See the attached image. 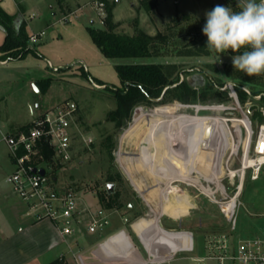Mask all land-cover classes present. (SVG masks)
Here are the masks:
<instances>
[{"label":"rangeland","instance_id":"1","mask_svg":"<svg viewBox=\"0 0 264 264\" xmlns=\"http://www.w3.org/2000/svg\"><path fill=\"white\" fill-rule=\"evenodd\" d=\"M238 2L239 0H150L147 5L153 4L155 7L146 11L141 0H109V3L116 7L113 9L114 19L121 22L117 29L119 32L133 33V20L139 18L140 27L148 33L169 34V43L161 46V55L108 58L93 42L89 33V27L104 28L102 18L105 16V7L102 14L96 6V0H66L65 3L70 5V8L66 7L64 12L60 11V6L53 0H24L29 31L43 33L38 41L30 42L29 46L34 51L28 52L17 62L16 67L9 68L11 64L9 67H0V79H4L3 83H0V120L10 116L22 122L21 126H24L32 122V111L35 117L45 114L63 100H73L77 103V130L72 159L62 164L53 155L42 163V167L47 170L48 175L57 178L55 187L76 189L81 197L86 195V200L94 198L98 190L106 188L107 183L111 182L108 178L113 176L114 192L119 193V201L122 203L121 208L117 210L122 215H129L128 220L131 222L139 214L148 218L156 217L162 206H159L158 199H146L144 192L135 191L128 174L132 172L142 187L149 186L157 180L158 186L152 187L157 196H160L161 190L167 186V178L170 177L159 172L156 177L152 174L151 168L154 169L155 166L147 165L144 154V152L150 153L155 159L157 158L158 155H155L151 143L148 146L145 143L144 149L140 150L142 137L136 142H131L133 136L139 133L141 114L157 110L193 117L219 116L224 119L214 128L198 123L207 144L231 142L234 149V151L231 148L226 150L222 162L224 167H221L218 173L209 169L217 177L215 181L200 173L198 180L209 190L216 191L213 196L215 199H220L226 194L230 198L239 192L234 222L231 223L226 219L219 205L209 196L197 190L193 184H189L196 179L191 178L194 167H187L184 161L176 156L170 170L171 172L176 170L177 173L180 170L181 173L172 176L174 180L171 185L191 190L196 205L191 209L190 215L181 220L173 221L164 217L163 225L192 230L196 249L175 252L172 255L173 259L163 264H214L212 261L194 258L204 255L205 252L198 250L197 246L201 239L204 240L211 235L225 233L230 242L256 236L264 237V166L257 180L249 178V169H247L243 185H241L243 175L238 171L243 167L246 159L248 163L253 162L251 158L254 156V140L259 126L264 123V114L261 112V117H254L250 109L258 102L264 103L248 94L243 102L239 97L237 102L229 95L230 99L223 102L209 99L199 100L194 104H184L177 100L140 104L134 108L127 126L117 130L114 122L107 120L108 112L116 107V100L113 93L105 89V85L113 88L122 86L116 70L117 64L161 62L176 63L180 71V79H185L194 86H202L208 81L224 82V84L231 81L237 85L243 84L250 93L254 89L264 92V85L261 83L264 77L259 80L256 76H252L251 79L237 76V69L232 63L234 54L229 51L217 53L207 48L209 55H182L189 47L196 50L200 46H207V37L202 33L207 11L212 10L217 4L239 11ZM30 14L36 16L31 18ZM231 72L237 75L229 74L232 76L230 77L228 73ZM45 78H50V85L42 91L40 87L46 84H41L39 80ZM29 79H33L32 82L29 83ZM95 82L105 84L99 85ZM34 84L39 88V92L36 91ZM37 103L40 104L39 109L35 107ZM165 105H175V109L164 110L161 107ZM83 134L92 137L93 142L89 145L85 144L82 139ZM108 135H111L115 142L111 152L103 146ZM6 149L8 148L5 141H0V152L3 153ZM207 149L204 145L201 151L205 152ZM7 162L1 180L9 187L5 178L13 171V166L9 161ZM199 162L198 167L201 165ZM213 165L215 167V164ZM206 169L207 167L204 166L202 171ZM171 198L173 199L172 196ZM146 200L148 205H145ZM102 208L106 211L112 210L103 206ZM145 217L135 223L140 222L136 226L138 231H142L144 226L154 220H145L147 219ZM126 223L128 224L127 221ZM130 233L139 247L144 250L139 237L133 231ZM173 236H168L169 243L164 248L166 252L179 245V241L173 240ZM143 240L153 251V243L149 238L144 236ZM182 240L186 242V238L183 237Z\"/></svg>","mask_w":264,"mask_h":264},{"label":"crops","instance_id":"2","mask_svg":"<svg viewBox=\"0 0 264 264\" xmlns=\"http://www.w3.org/2000/svg\"><path fill=\"white\" fill-rule=\"evenodd\" d=\"M53 1L60 6L61 12H64L66 7L70 8V5L65 3L66 0ZM0 6L9 14L16 15V25H19V23L24 20L29 35L36 33L35 31L31 33L28 29L29 21L25 18L26 9L24 6V0H0ZM35 16L36 15L34 14H30L31 18ZM5 36V30L0 26V47L5 40ZM30 42L31 41L29 40L28 46ZM3 54L4 53L0 49L1 68L9 67V64H11L9 68L13 69L14 66L16 67L17 62L24 58L13 59L11 57H2ZM32 80L33 79H29L28 82L30 83ZM3 81L4 79H0V83H3ZM35 107L39 109L40 104L37 103ZM33 112L34 111L31 113L33 116L32 119L35 115ZM31 120H29V122H31ZM0 121V141L3 140L4 134H15L23 131V129H21L23 126H21L22 122H18L10 116H6ZM0 156V264H163L165 261L173 259L172 255L174 254L173 252H170V250L167 252L163 251L169 243L168 231H175L177 235L176 239L179 242L188 244L193 250L196 249L194 232L192 230L182 228L177 229L175 227H166L163 225L164 217H168L175 221L177 219L181 220L183 217L190 215L191 209L196 205L191 190H184L177 185H172L171 189H167L166 186L161 190L160 196H157L155 190L152 188L155 185L158 186L157 180L154 179V183L142 187L131 172V174L128 175L135 191L144 192L146 199H158L159 206L161 205L163 207L164 204H167V207H171L172 210L173 207H177V212L174 213L172 210L164 209L162 212H159L156 217L149 218L139 214L138 217L131 222L128 220L129 215H122L119 210L112 209L107 210L110 216V224L104 230L90 233L87 231L86 225L83 224L81 232L76 231L73 234H64L53 220L49 218L38 219L33 215L27 214L28 207L26 202L14 192L12 184L8 181V177L15 170V164L10 157L8 149L1 153ZM193 156V159L196 162L198 156L195 154ZM7 161L13 166V171L6 175L5 178V181L10 185L9 187H7L1 180L3 170L8 165ZM202 168H204V166ZM202 168L197 165L194 166V171L192 172L193 177L191 178L196 179L189 184L203 186L198 180L199 173H202L200 172L202 171ZM151 169L153 170L152 174L156 177L158 172L153 168ZM141 170L149 174L146 170ZM207 170L208 168L206 171ZM178 173L176 174L177 176L180 175L181 171L179 170ZM197 173L198 175L195 176ZM205 176L210 178V180L215 181L213 174L210 173ZM172 180H174V178ZM174 187H176V189ZM203 190L209 191L205 186H203ZM85 197L86 195L80 200L81 208L90 207L92 210H95L102 207L97 196L94 195V198H89L87 199L88 201ZM145 205H148L147 200ZM143 217L147 218L145 220L156 219L158 225L164 231L163 235H152L154 247L153 252L146 246L143 240L144 236H148V232L151 231L148 229L149 226L147 225L148 227L146 226V229L144 228V232L136 229V226L140 222L138 224L135 223ZM130 231H133L139 237L144 250L136 243ZM186 233L191 234V241L187 243L181 239L182 234ZM205 239L199 241L197 248L206 253ZM142 250L145 252V256ZM204 255L199 257L201 258Z\"/></svg>","mask_w":264,"mask_h":264},{"label":"built area","instance_id":"3","mask_svg":"<svg viewBox=\"0 0 264 264\" xmlns=\"http://www.w3.org/2000/svg\"><path fill=\"white\" fill-rule=\"evenodd\" d=\"M96 6L103 14L104 2L96 0ZM42 33L31 34L29 40L31 42L38 41ZM222 88L228 89L230 96L239 102L235 83L228 81ZM244 89L250 97L257 100H260L263 95V93L253 95L247 88L244 87ZM254 105H257V108L264 114V104L258 102ZM77 111L78 105L75 101L63 100L45 114L35 116L29 124L28 130L3 135L10 157L15 164V170L8 177V181L12 184L14 192L26 202L27 214L38 219L49 218L53 220L64 234L81 232L83 224L86 225V229L90 233L102 231L110 224V216L104 208L99 207L95 210L90 207L81 208L80 200L82 197L79 191L71 187L57 188L55 187L57 178L48 175L47 170L44 175L32 170L35 167L31 163L33 157H44L40 150L46 143L53 150V155L58 162L64 164L72 159L77 130ZM82 139L87 145L93 142L92 137L84 134ZM253 154L254 156L251 158L253 162L251 164L243 163V167L238 170L243 175L241 185H243L242 182L247 169H249L251 180L259 179L263 170L264 123L259 126L256 134ZM42 163L36 167L41 168ZM194 186L219 205L220 211L229 222H234L239 203L237 202L239 192L230 198L226 194L220 199H215L213 196L216 191H211L208 187L209 191H204L201 185L194 184ZM168 236H173V240H175L176 232L168 231ZM185 250L193 249L188 244L179 242V245L171 249L170 252ZM205 250L206 254L203 257L194 258L212 261L214 264H264V237L262 236L230 242L227 234H215L205 239Z\"/></svg>","mask_w":264,"mask_h":264},{"label":"trees","instance_id":"4","mask_svg":"<svg viewBox=\"0 0 264 264\" xmlns=\"http://www.w3.org/2000/svg\"><path fill=\"white\" fill-rule=\"evenodd\" d=\"M105 4V16L102 19L104 28L89 27V33L93 42L97 45L100 51L108 58H122V57H147L152 55H161V46L169 43V34L158 32L157 34H150L139 25V18L133 20V33H121L117 29L121 25L120 21L114 19V6L109 3V0H99ZM146 11H150L155 6L147 5L150 0H141ZM16 15L9 14L0 6V26L5 30L6 36L0 49L4 53L2 57H11L19 59L25 57L28 52L34 51L28 46L30 35L26 30V23L22 20L19 25L15 23ZM187 45V44H186ZM188 46V45H187ZM247 49L242 48L234 55L242 54ZM182 55H209L207 46H200L196 50L188 48ZM116 70L122 81V86L113 88L105 85V89L113 93L116 100L115 109L107 114V120L115 124L117 130L126 127L131 119L134 108L140 104L152 103H167L175 100L184 104H194L200 101H207L209 99L220 102L230 99L229 90L223 89L224 82L208 81L202 86H194L187 80L180 79L178 65L176 63H129L117 64ZM228 73L237 75L244 79H251L246 73L237 70ZM230 76V75H229ZM256 78L264 77V74L254 75ZM253 76V77H254ZM232 77V76H230ZM234 77V76H233ZM50 78L39 80L41 84H46L40 87L42 91L49 87ZM255 80V78H253ZM260 80V79H259ZM264 80V79H263ZM103 85V82H95ZM128 83V85H125ZM264 85V81L261 82ZM170 86V87H168ZM166 91L164 92L165 88ZM236 91L240 101H245L248 97V92L244 89L243 84H236ZM261 101L264 103V92L259 89H254L251 94H262ZM161 100L154 99L161 97ZM164 110L173 111L175 105H165L161 107ZM251 108V107H250ZM254 117H261V110L257 105H252L250 109ZM29 124L21 127L23 130H28ZM103 146L110 152L115 147V142L112 136L105 137ZM40 153L44 155L35 156L32 160V165L36 166L46 159L49 160L53 156V150L46 143L41 147ZM54 177V175H52ZM108 181L113 182V176L108 178ZM100 204L108 209H119L122 203L119 201V193L113 192L109 194L107 189L98 190L95 194Z\"/></svg>","mask_w":264,"mask_h":264},{"label":"bare ground","instance_id":"5","mask_svg":"<svg viewBox=\"0 0 264 264\" xmlns=\"http://www.w3.org/2000/svg\"><path fill=\"white\" fill-rule=\"evenodd\" d=\"M139 121L141 123L139 133L133 136L131 142H136L140 139V137H142V141L139 144L140 150L144 149L143 146L145 143L147 144V146L148 144L150 145V143L152 144L155 155H158L156 156L157 157L156 159H158L159 161L156 160L150 153H146V152H144L145 159L147 165L149 164L155 166L154 169L157 172H159L160 174L163 173L164 176L165 175L170 176L167 178V182H166L167 189L172 188L171 185V180L173 179L172 176L174 175L176 176L177 173L176 170L174 172H171L170 170V167L172 165L171 163L175 162L174 158L176 156H179L182 159V161H184L187 167L189 166L194 167L197 165L196 162L200 161L199 164H201L200 165L201 168L203 166H207L208 168L207 171H200L202 172L201 174L206 175L211 173L209 169L211 170L213 169L214 172L218 173L220 168L224 167L222 164L224 153L228 148L233 149V144L231 142H222V143L216 142L211 145L207 144L206 138L204 137L201 128L198 125V123H203V124H207L210 128H214L215 125L224 121V119L219 116L193 117V116H188L186 114H177V113L173 114L169 112L153 110L149 113L143 112L139 117ZM204 145H206L208 148L207 151L205 152L201 151ZM147 150H149V148ZM194 154L198 156L196 162L193 159ZM209 156L210 158H208ZM213 164H215V167H213L214 166ZM244 164H251V163H248L246 161ZM231 173L233 174V171H231ZM213 176L214 178L217 179V177L214 174ZM164 209L172 210L171 207L169 208L167 207V204H164L160 212H162V210ZM177 209H178L177 207H173L172 211L176 213ZM147 225L149 226L148 228L149 231L150 230L151 231L148 232L149 234L148 236L146 235V238H149L151 242H152V235L153 236L157 234L163 235L164 232L158 225L156 219L150 221ZM146 226L142 228V231L146 229ZM183 237L186 238V243L191 241L190 233L182 234V238Z\"/></svg>","mask_w":264,"mask_h":264},{"label":"clouds","instance_id":"6","mask_svg":"<svg viewBox=\"0 0 264 264\" xmlns=\"http://www.w3.org/2000/svg\"><path fill=\"white\" fill-rule=\"evenodd\" d=\"M237 8L217 4L205 13L207 48L217 53L247 49L232 57L234 68L248 76L264 74V0H239Z\"/></svg>","mask_w":264,"mask_h":264},{"label":"water","instance_id":"7","mask_svg":"<svg viewBox=\"0 0 264 264\" xmlns=\"http://www.w3.org/2000/svg\"><path fill=\"white\" fill-rule=\"evenodd\" d=\"M125 85H128V83H126ZM34 87H35V89H36V91L37 92H39L40 90H39V88L34 84ZM168 87H170V86H168ZM168 87H166L165 88V90H164V92L166 91V89L168 88ZM161 98H162V96L161 97H159V98H156V99H154L155 101H159V100H161ZM32 170H33V172H39L40 174H42V175H44L45 173H46V169L45 168H43V167H41V168H38V167H33L32 168ZM114 188H115V184L113 183V182H109V183H107V185H106V189H107V192L109 193V194H112L113 192H114Z\"/></svg>","mask_w":264,"mask_h":264}]
</instances>
